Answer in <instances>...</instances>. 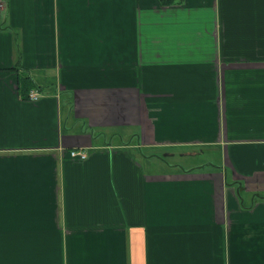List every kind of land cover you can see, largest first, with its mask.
Instances as JSON below:
<instances>
[{
  "label": "crops",
  "instance_id": "1",
  "mask_svg": "<svg viewBox=\"0 0 264 264\" xmlns=\"http://www.w3.org/2000/svg\"><path fill=\"white\" fill-rule=\"evenodd\" d=\"M0 264H264V0H5Z\"/></svg>",
  "mask_w": 264,
  "mask_h": 264
},
{
  "label": "rangeland",
  "instance_id": "2",
  "mask_svg": "<svg viewBox=\"0 0 264 264\" xmlns=\"http://www.w3.org/2000/svg\"><path fill=\"white\" fill-rule=\"evenodd\" d=\"M119 140V138H115L113 139L112 141L113 142H117ZM137 140L134 139L133 143L136 142ZM174 153V157L173 158H170V164H161V165H158L160 163L159 160H157L155 157L153 156H150L151 158L147 159L146 161V169L148 171H156V170H160V169H164V168H168L170 169L171 166H179V167H182V166H187V167H191L194 163H196L198 160H207V161H212V163H214L215 165H218L219 162H220V157H219V154L217 153L216 150H209L207 152H205V157H202V158H199V156L197 157V159H192V158H189L187 159L185 156H181V152L179 151H175L173 152ZM164 153L162 152H149V153H146V155H159L160 159H162L163 157H161L160 155H163ZM138 157H140L139 154H137ZM224 163V162H223ZM231 179V177H230Z\"/></svg>",
  "mask_w": 264,
  "mask_h": 264
},
{
  "label": "trees",
  "instance_id": "3",
  "mask_svg": "<svg viewBox=\"0 0 264 264\" xmlns=\"http://www.w3.org/2000/svg\"><path fill=\"white\" fill-rule=\"evenodd\" d=\"M30 78H28V77H23V76H21V78L19 79V89L20 90H22V91H24V90H30L31 88H34V87H36V85L35 84H30ZM226 180H227V178H226ZM226 184L228 185V186H230V187H234L235 188V191H236V193H237V195H238V197L241 199V192L244 190V185L242 184V183H238L237 181H229V182H227L226 181Z\"/></svg>",
  "mask_w": 264,
  "mask_h": 264
},
{
  "label": "built area",
  "instance_id": "4",
  "mask_svg": "<svg viewBox=\"0 0 264 264\" xmlns=\"http://www.w3.org/2000/svg\"><path fill=\"white\" fill-rule=\"evenodd\" d=\"M5 7V0H0V11H2ZM31 100H38L40 98V94L37 91H31L30 93ZM71 156L79 159H86L88 157L87 152L84 150H72Z\"/></svg>",
  "mask_w": 264,
  "mask_h": 264
}]
</instances>
